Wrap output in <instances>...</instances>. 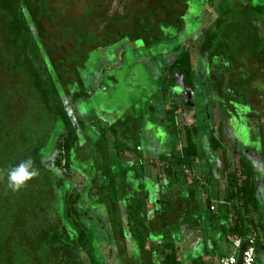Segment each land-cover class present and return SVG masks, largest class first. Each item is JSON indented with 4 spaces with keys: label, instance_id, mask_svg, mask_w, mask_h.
Wrapping results in <instances>:
<instances>
[{
    "label": "trees",
    "instance_id": "trees-1",
    "mask_svg": "<svg viewBox=\"0 0 264 264\" xmlns=\"http://www.w3.org/2000/svg\"><path fill=\"white\" fill-rule=\"evenodd\" d=\"M156 1L160 4V0H0V264H106V254L101 260L94 246L95 239L100 238L97 228L85 217L91 210L100 214V223L108 228L116 245L126 236L131 237L138 242L139 251L150 256V262L152 255L159 254L163 264H183L173 243L156 238L147 228L148 223L162 222L167 206L156 208L155 200L139 196L136 185L135 190L127 188L132 182L141 185L147 178L142 174L134 178L133 172L127 175L122 170V154L129 147L124 143L116 146L117 153L112 158L117 163L103 160V152L112 150L111 140L105 132L98 143L89 136L83 139L77 131L75 115L68 108V103L76 105L87 94L81 72L76 69L78 73L70 74L71 68L79 67L78 60L66 58L68 52L80 47L79 40L136 41L144 37L146 27L142 22L146 18L152 34L161 31V22L185 25L189 0L180 6L176 0H165L161 11L155 8ZM160 13L163 21L152 25L151 20L160 19ZM216 38L215 32L207 34L210 44ZM85 47L88 49L87 43ZM80 60L85 64V59ZM170 70H177L186 85H193L188 50L176 57ZM171 80V84L176 81L173 74ZM58 123L65 124L67 135L54 137L52 129ZM138 133L134 131L132 135L136 142ZM186 134L181 155L166 167L170 186L174 184L173 166L190 165L193 157L200 154L190 126ZM80 149H85V156H81ZM29 157L39 175L13 191L7 186V171ZM83 159L96 172L94 178L88 165L79 164ZM72 164L95 180L91 187H98V201L88 187L81 191L78 182L69 177ZM229 177L225 201L230 205L233 223L225 227L226 239L240 237L245 242L254 235L250 227L255 219L245 214L257 206L255 186L250 168ZM61 188L63 213L58 196ZM189 191L193 197L199 187L190 185ZM87 201L96 207H87ZM127 203L128 219L123 214ZM205 203L212 210L211 196ZM168 231L170 228L165 233ZM149 241L152 244L148 246ZM259 250L256 247V255Z\"/></svg>",
    "mask_w": 264,
    "mask_h": 264
},
{
    "label": "rangeland",
    "instance_id": "rangeland-1",
    "mask_svg": "<svg viewBox=\"0 0 264 264\" xmlns=\"http://www.w3.org/2000/svg\"><path fill=\"white\" fill-rule=\"evenodd\" d=\"M164 1L160 0V4L156 1L157 5L155 8L161 11ZM176 1L178 6L184 3V0ZM188 4L189 8L184 16L185 25L183 27H178L177 24H162L161 21H163L164 17L160 13V19L157 17L155 19L154 17L151 20V24L161 22L159 27L161 31H155L156 33L153 34L151 30L148 31L147 28L150 23L146 22V18L145 22H142V26L146 27V32L144 37L139 40L132 41L127 38H121L119 41L117 39L115 42L110 39L104 40L103 38H98L97 40H79L82 46L80 45V47L68 52L66 58L71 60V62L78 60L76 66H79L78 68H71L70 74L75 75L77 70L81 72L85 84L84 92L87 93H84L85 95L79 102L84 114L81 115L80 119L82 123H85L80 133L83 139L89 136L93 143H98L101 131L107 129L110 132L108 123L115 120L119 123L115 125L116 129L119 130L122 128L121 126H124L126 129L124 134L127 133L128 135L129 133L131 136L134 131L143 129L146 126L152 140L150 141V146L162 149L161 147H165L166 145L164 143L166 138L161 133L162 127L158 128L161 134L159 133L157 137L159 139L161 136L163 137L162 143L159 146L156 145L157 142H154L152 132L156 127L154 123L161 124L164 121L168 133L170 131L169 134H173L176 137V141L173 143V154L175 156L181 155L184 145L182 141L184 127L187 120L180 113L181 110L179 109L176 114V125H168L169 110L172 109L173 104H176L177 100L171 91L172 88H168L163 92V67L176 59L183 50H188L192 54L194 65L193 81L196 84V89L203 91V86L201 85L203 80L201 74L202 65L200 64L201 53L198 48L200 44L203 45L205 35L209 32L210 35L215 32L217 38L213 40L214 43L218 40H224L229 48L230 46H232L231 48H236L237 45H241L243 42H249L251 46L256 48L255 43L257 41H252L255 40L254 38H246L247 36L243 33V30L250 26L247 23H250L248 21L252 14H249L248 9L242 6L246 4L250 5L249 8L255 12L254 15L257 14L258 16L263 11L264 0H189ZM76 11L78 12L79 9L76 8ZM203 27H205L204 36L200 34ZM238 30H240V39L237 40L234 39V35ZM89 41H91V44H88ZM86 43L88 49L85 47ZM193 43L195 47H193ZM246 57H250V55ZM82 58L86 60L85 64L80 60ZM179 78L181 80L180 75ZM197 90H195L196 98L203 104V96ZM70 103L72 104V101ZM35 106L38 107L39 105L36 104ZM194 118L201 122V124L208 126L205 112H196ZM66 130L65 124L58 123L54 125L52 132L55 137ZM110 134L111 138L116 137L115 134L112 135L111 132ZM84 150H79L81 156L84 155ZM219 152H221V149ZM113 154H115L113 148L108 152H103V160L108 162L113 161ZM230 154L232 153L230 152ZM97 159L100 160V158ZM137 159L136 154L131 151H126L124 154L125 166L137 162ZM169 160L175 163V160L170 158V156ZM78 162L86 167L88 165V161L84 159ZM235 162L233 158L230 159V165L228 163L229 168L226 173H223V179L218 185L212 184V187H210L207 184L206 189H202L201 193H195L193 198H191V194L188 192V187L185 183L174 184L172 186L166 184L168 178L165 177V165L157 157L146 159L144 166L148 177L142 181V184L131 183L130 190H135L137 186L139 196L143 197L147 195L152 198L151 200H155L156 208L167 206L168 213L164 216L163 223L158 221L156 224L155 222L148 223L147 228L153 235H156V238H160L163 241L166 240V242L170 241L174 246H180L182 248L183 259L188 264H191L190 261L196 258L197 255L204 253H209V257L212 259L211 263L216 264L215 261L218 260L215 257L216 255H230L234 251L233 238L226 239L225 227L233 223V215L228 212L230 205L225 202V193L227 184L231 181L229 175L233 173L240 175V168H236ZM113 163L117 162L113 161ZM206 165L204 156L200 160L193 157L190 165L178 166L179 175L175 174L172 181L178 182L187 179L200 188L201 183L207 181L204 171ZM88 170L90 171V176L94 178L96 172L93 171V167L88 165ZM73 173L77 177H81L75 171ZM159 175L163 184H159L156 180ZM74 180L78 182L77 186L83 191L84 187L80 179L75 178ZM100 182L103 183V180L101 179ZM63 192L64 190L61 188L58 193V196H60L59 207H61V213H63L65 206ZM107 192L105 190V194ZM99 193H94L96 201L99 199L97 198ZM207 196H211L212 198V210L205 203ZM166 202H169L168 205H165ZM93 203L91 205L96 207L97 204ZM215 214L219 215L220 218L216 217ZM245 215L253 217V211L251 210ZM86 218L91 221L92 226H94V223L96 224V227H94L97 228L96 230L99 232L102 242L106 245V251L103 252V248L98 245L101 240L97 238L95 241L98 258L102 260L105 253L108 263L114 264V255L110 251L108 235L103 224L96 222V219L91 216ZM178 227L180 231H178ZM167 228H170L168 234L165 233ZM250 228L251 233L254 234V226ZM133 242L134 249L132 248L128 254L123 252L119 254L118 261H121L122 264H163V258L157 256L159 254L152 255L153 258L150 262V256L144 255L139 251L137 247L138 242L135 239H133ZM151 244L152 242L149 241L148 246ZM262 254L263 250H259L256 264L264 262V258L261 257ZM84 257H86L85 253Z\"/></svg>",
    "mask_w": 264,
    "mask_h": 264
},
{
    "label": "flooded vegetation",
    "instance_id": "flooded-vegetation-1",
    "mask_svg": "<svg viewBox=\"0 0 264 264\" xmlns=\"http://www.w3.org/2000/svg\"><path fill=\"white\" fill-rule=\"evenodd\" d=\"M249 6L250 5L247 4L242 6L248 9L249 14H252L248 21L250 23H247L248 26H250L243 30V33L247 36L246 38H254L255 40L252 41H257V43H255L256 48L251 46L249 42H243L241 45H237L236 48H231L232 46L229 48L224 40H218L215 43L212 41L210 44L209 40H207V34L205 35L204 33L205 27H203L201 28L200 34H202V36L205 35V40H203V45L200 44L198 48L201 53L200 64L202 65L201 74L203 77L201 85L203 86V91L197 90L195 83L191 86L186 85L180 80L177 70H172L173 72L170 70V66L173 64L174 59L163 67V92L168 88H172L171 91L174 94V98L177 100L176 104H173L174 106L169 110L168 125H176V114L180 109V113L183 114L187 120L184 127V140L182 139V141L185 142L187 139V126H190L201 148L200 154L195 158L200 160L203 156L205 157L207 165L204 171L207 181L201 183V187L199 188L200 193L202 189H206L208 186L207 184L212 187V184L218 185L221 182L223 173H226L229 168L231 158L236 161V168H240V173L242 170L246 169L248 171V168H250L257 198V206L253 210V217L255 219L254 236L256 240H258L257 237L261 238V240L258 241L264 243V241H262L264 240V7H262L263 11L261 14L258 16L255 14V16V12L252 11ZM239 31L240 30L236 31L234 39H240ZM192 45L195 47L194 43ZM238 51H240V53H238ZM245 52L247 55H250V57H246L247 55L245 56ZM193 66L192 62V68ZM171 74H173L176 79L174 84L170 83L172 81ZM165 79L166 81H164ZM195 90L199 91L203 96V104L197 100ZM68 108L70 112L75 115L77 131L81 133L85 124L82 123L80 119L83 114L81 104H79V102L76 105L68 103ZM200 111L205 112L207 125L209 127L201 124V122L194 118L196 112ZM162 123H154L156 127L152 132L154 135V142H157L156 145L159 146L162 143L163 137L161 136L160 139L157 137L160 133L158 128H160V126L162 127L161 132L166 138L164 142L166 145L165 147L162 146V149L156 147L152 148V146H150V141L152 140L146 126L138 130L137 142L129 133L128 135L127 133L124 134L126 131L124 126H121L122 128L120 127L121 129L119 130L116 129L115 125L119 123L115 120L108 123L110 132L112 135H116L115 138L110 137L111 134L107 129L101 131V134L105 132L111 140V147L115 150V154L117 153L116 146L119 144L121 145L124 143L129 147L125 149L122 154V170H125L127 175L133 172L134 178H137V175L140 174L148 177L145 172L144 164L149 157H157L159 161L163 162V165H165L164 171H166L167 164L171 162L169 156L173 159L177 157L173 154V143L176 141V137L173 134H169L170 131L168 133L167 127L164 125L165 122L162 121ZM62 133L67 135L68 128ZM131 147H134V149ZM220 149L221 152H219ZM126 151L135 153L138 157L136 160L137 162L125 166L124 154ZM230 152L232 154H230ZM178 168V165L173 166L176 175H179ZM73 171L80 174L81 177H77ZM70 173V178L80 179L84 188L86 186L90 192L98 193V187L96 189L90 187L94 184L95 180H91L87 177V171L83 170L78 165L72 164ZM165 177H167L166 174ZM173 177H175V175ZM118 179H120V177H118ZM156 180L159 184H163L160 175L157 176ZM167 183L169 182H166V184ZM173 183L177 185L185 183L189 193L190 185H194L193 182L187 179L178 182L173 181ZM127 188L129 190L131 189L129 185H127ZM226 189H228V184ZM226 194L227 190L225 195ZM208 197L209 196H207V198ZM191 198L193 197L191 196ZM91 204L92 202L87 201L86 206L94 208ZM126 206H128V203L123 207V214H125V217H127ZM89 216L96 219V222H100V214L97 211L91 210L85 217ZM95 225L94 223V226ZM105 230L108 235L110 251L114 255V264H122L121 261H118V256L121 252L128 254L131 251L133 240L131 237L126 236L125 240L121 239V242L119 241L116 245L111 238L112 236L108 228H105ZM97 233L100 236L99 232ZM117 236L119 237L120 235ZM99 239L101 240V237ZM96 240L97 238L95 241ZM99 246L103 248V252L106 251L104 242ZM106 264H109L108 261Z\"/></svg>",
    "mask_w": 264,
    "mask_h": 264
},
{
    "label": "clouds",
    "instance_id": "clouds-1",
    "mask_svg": "<svg viewBox=\"0 0 264 264\" xmlns=\"http://www.w3.org/2000/svg\"><path fill=\"white\" fill-rule=\"evenodd\" d=\"M38 175L39 171L34 167L32 158L29 157L7 171V186L13 191H18ZM0 179H3V175H0Z\"/></svg>",
    "mask_w": 264,
    "mask_h": 264
},
{
    "label": "built area",
    "instance_id": "built-area-1",
    "mask_svg": "<svg viewBox=\"0 0 264 264\" xmlns=\"http://www.w3.org/2000/svg\"><path fill=\"white\" fill-rule=\"evenodd\" d=\"M233 241H234L233 242L234 244L233 253L227 256H221V258H219L218 264H238L239 263L241 247L244 241L240 237H236ZM256 260H257L256 246L253 244L248 245L243 253L242 264H255Z\"/></svg>",
    "mask_w": 264,
    "mask_h": 264
},
{
    "label": "crops",
    "instance_id": "crops-1",
    "mask_svg": "<svg viewBox=\"0 0 264 264\" xmlns=\"http://www.w3.org/2000/svg\"><path fill=\"white\" fill-rule=\"evenodd\" d=\"M179 228V227H178ZM177 230V229H176ZM178 231H180V228H179V230ZM255 236L253 235L252 236V238H254ZM231 238H233V240L236 238V237H231ZM175 248H176V250H177V253H178V256L180 257V259L182 260V262H183V264H188V262H186V260L185 259H183V254H182V252H181V247L180 246H175ZM228 254H225V255H219V256H227ZM219 256H215L218 260H219ZM215 257H213V258H215ZM261 257H263L264 258V250H263V254H262V256ZM258 258V257H257ZM218 260L217 261H215L216 262V264H218ZM191 264H212L211 262H212V259L209 257V253H204V254H199V255H197V257L196 258H194V259H192L191 261ZM256 262H257V260H256ZM256 264V263H255ZM262 264H264V262L262 263Z\"/></svg>",
    "mask_w": 264,
    "mask_h": 264
},
{
    "label": "water",
    "instance_id": "water-1",
    "mask_svg": "<svg viewBox=\"0 0 264 264\" xmlns=\"http://www.w3.org/2000/svg\"><path fill=\"white\" fill-rule=\"evenodd\" d=\"M162 133V132H161ZM255 245L256 247L260 248L261 250H264V243L256 240L255 238H251L245 242H243V245L241 247L240 257H239V263L242 264L243 261V253L248 245Z\"/></svg>",
    "mask_w": 264,
    "mask_h": 264
}]
</instances>
